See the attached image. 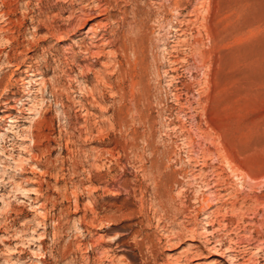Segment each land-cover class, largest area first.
<instances>
[{
	"label": "rangeland",
	"instance_id": "1",
	"mask_svg": "<svg viewBox=\"0 0 264 264\" xmlns=\"http://www.w3.org/2000/svg\"><path fill=\"white\" fill-rule=\"evenodd\" d=\"M107 1L109 15L77 29L70 11L93 12L83 0H0L15 27L0 36V264H264V184L252 192L229 169L264 170V0ZM36 18L59 34H33ZM99 19L106 34L91 42L83 31ZM135 30L145 73L122 96L102 82L118 80L106 77L119 52L112 33ZM84 44L104 51L83 54ZM30 61L43 79L23 72ZM218 173L234 184H214ZM213 210L227 228L206 225ZM181 223L220 229L233 249L184 257L203 239L164 238Z\"/></svg>",
	"mask_w": 264,
	"mask_h": 264
},
{
	"label": "bare ground",
	"instance_id": "2",
	"mask_svg": "<svg viewBox=\"0 0 264 264\" xmlns=\"http://www.w3.org/2000/svg\"><path fill=\"white\" fill-rule=\"evenodd\" d=\"M39 2H37L36 3V6H43V5H41V2H42V0H38ZM46 1V0H45ZM134 1V0H133ZM83 2H84V5H83V8H81V9H83V11H86V9L84 8V6H87V7H89L90 6V8L93 10V12H91L90 11V13L88 12L86 15H85V13L83 14V16L85 15L86 17H81L80 19H78V20H76V19H74L75 18V11L73 12V11H70L71 13V17H67L68 18V20L67 21H69V23L70 24H73V27L74 28H77V29H79V28H81V27H83V26H85L86 24H88V20H90L91 18H93V16H95V15H93V13L94 12H98L97 14H102V15H109V6H108V1L107 0H83ZM110 2V1H109ZM4 3V2H3ZM7 3V2H6ZM82 3V2H81ZM5 4V3H4ZM162 5V4H161ZM5 6V5H4ZM8 6V5H7ZM50 6H51V4H50ZM172 6V5H171ZM80 7V6H79ZM165 7V6H164ZM160 8H162V7H160ZM175 8V7H174ZM208 8V7H207ZM74 9H76V8H74ZM80 9V8H79ZM81 9H80V11H81ZM85 9V10H84ZM88 10V9H87ZM158 10H159V8H158ZM209 10H210V8H209ZM9 11H10V9H9ZM79 11V10H78ZM134 11V10H133ZM166 11V10H165ZM158 12V11H157ZM163 12V11H162ZM196 12V11H195ZM208 12V11H207ZM121 13V12H120ZM146 13V12H145ZM208 15V14H207ZM70 16V15H69ZM155 16V15H154ZM163 17V16H162ZM207 17V16H206ZM120 18H121V15H120ZM123 18H124V16H123ZM146 18V17H145ZM157 18H159V17H157ZM208 18V17H207ZM37 19V18H36ZM122 19V18H121ZM125 19V18H124ZM154 19V18H153ZM213 19V18H212ZM38 20V19H37ZM101 19H99V21H96V22H93L92 21V23H90L89 24V26L83 31V32H85L86 34H87V37L88 38H90L91 39V42H94L96 39H98V38H101L102 36H105V34L106 33H103L101 30H102V28H104V29H106L104 26H105V23L104 22H102V21H100ZM126 20V19H125ZM155 20V19H154ZM159 20V19H158ZM209 20V19H208ZM207 20V21H208ZM39 22H37L36 24L34 23V25H33V28H34V32H33V34L34 33H36L35 31H39V30H41V29H45V28H47L48 29V33L50 34V36H54L55 37V35L58 33V32H56V30H55V28L53 27L54 25H50V23H48L49 24V26H47L46 25V22H42L41 20H38ZM136 21V20H135ZM188 21V20H187ZM0 22H1V26H0V31H1V33H0V36H4L3 34L4 33H6V32H11L12 33V36H13V32L15 31V27L13 26V19L10 17V15H9V12H8V9H7V11H5V10H3L2 9V7H1V9H0ZM55 22V21H54ZM52 23V22H51ZM68 23V22H67ZM127 23V22H126ZM132 23V22H131ZM162 23V22H161ZM160 23V24H161ZM56 24V23H55ZM159 24V23H158ZM166 24H168V23H166ZM176 24V23H175ZM179 24V23H178ZM204 24V23H203ZM202 24V25H203ZM130 25V24H129ZM208 25V24H207ZM219 25H220V23H219ZM63 26V25H62ZM66 26V25H65ZM71 26V25H70ZM139 26H140V23L137 21V29L138 30H140L139 29ZM170 26V25H169ZM212 26V25H211ZM221 26V25H220ZM57 27V26H56ZM59 27V26H58ZM107 27V26H106ZM204 27H205V25H204ZM203 27V28H204ZM61 28V27H60ZM67 28H68V26H67ZM135 28V26L133 27V29ZM199 28V27H198ZM136 29V30H137ZM179 29V28H178ZM206 29V28H205ZM223 29V28H222ZM69 30V29H68ZM68 30H66V31H68ZM136 30H135V32H136ZM176 30V29H175ZM57 31H58V29H57ZM60 31V30H59ZM66 31H65V33H66ZM70 31V30H69ZM180 31H182V28H181V30ZM203 31H204V29H203ZM206 31H208V34L210 35V36H215L216 34H215V31L213 30V28L211 27L209 30L207 29ZM18 32V31H17ZM116 32V31H115ZM166 32H167V30H166ZM205 32V31H204ZM218 32V31H217ZM111 33V32H110ZM119 33V32H118ZM198 32H196V34H197ZM47 34V33H46ZM48 34V35H49ZM59 34V33H58ZM101 34V35H100ZM6 36H4L5 38H10L7 34H5ZM45 35V34H44ZM47 35V36H48ZM166 35V34H165ZM23 36V35H22ZM57 36V35H56ZM62 36V35H61ZM107 36V35H106ZM112 36H113V38H112V41H113V43H114V45L116 46V49L119 51L118 52V55H117V58H116V63H117V65H116V68H114V72H113V74L112 75H110V73L108 74V75H106V77L107 78H112V76L113 75H116V77L118 78V80L116 81V83H111V82H108V81H104V82H102V83H104V85H109V86H112V87H115L116 89L119 87V88H121V90H122V93H121V95L122 96H124L125 94H126V89L127 88H129V86L125 89V86H127V85H125V83L127 84V82H129L130 84H132V85H135V84H137V85H139L138 83H141V79H142V75H143V73H145L144 71H145V66H144V64H143V57H142V54H143V41H142V37H143V35L141 36V34L139 33V32H136L135 33V35H121V36H119L118 34H116V33H112ZM14 37V36H13ZM146 37V36H145ZM148 37V36H147ZM150 37V36H149ZM177 37H179V36H177ZM197 37V36H196ZM219 37V36H218ZM12 38V37H11ZM165 38H167V37H165ZM170 38V37H169ZM173 38V37H172ZM207 38V37H206ZM168 39V38H167ZM176 40V39H175ZM201 40V39H200ZM199 40V41H200ZM209 40V39H208ZM220 40V39H219ZM111 41V42H112ZM164 42V41H163ZM198 42V41H197ZM8 43V42H7ZM11 43V42H10ZM149 43V42H148ZM153 43V42H152ZM181 43V42H180ZM179 43V44H180ZM199 43V42H198ZM172 44H174L175 45V43H173L172 42ZM189 45L191 44V43H188ZM94 45V44H93ZM199 45V44H198ZM81 46V45H80ZM180 46V45H179ZM208 46V45H207ZM21 47V46H20ZM163 47V46H162ZM173 47V46H172ZM171 47V48H172ZM100 48V47H99ZM149 48V47H148ZM151 48V47H150ZM49 49V48H48ZM93 49V48H92ZM91 48H90V45L88 46L87 44H84L83 46H81V50H82V52H83V54L85 53H87V54H92V55H96V54H99V53H101L102 54V52L104 51V49L102 48H100L98 51L96 50V51H94V50H92ZM147 49V48H146ZM80 50V51H81ZM175 50V49H174ZM199 50V49H198ZM71 51H72V49H71ZM149 51V50H148ZM180 51V50H179ZM73 52V51H72ZM74 52H75V50H74ZM77 52V51H76ZM175 52V51H174ZM210 52V51H209ZM8 53V52H7ZM145 53V52H144ZM166 53H167V51H166ZM74 54V53H73ZM85 56V55H84ZM89 56V55H88ZM98 56V55H97ZM133 56V57H132ZM172 56V55H171ZM213 56V55H212ZM68 57V56H67ZM145 57V56H144ZM148 57V56H147ZM154 58V57H153ZM163 58V57H162ZM182 59H183V57H182ZM146 60V59H145ZM170 60V59H169ZM186 60V59H185ZM188 60V59H187ZM7 63H10L12 60L10 59V56H9V53H8V56H7ZM177 61V59H172V64L173 63H175ZM179 61V60H178ZM183 61V60H182ZM199 61V60H198ZM207 61V60H206ZM205 61V62H206ZM180 62V61H179ZM208 62V61H207ZM215 62V61H214ZM17 63V62H16ZM146 63V62H145ZM177 63V62H176ZM184 63V62H183ZM11 64V63H10ZM169 64H171V63H169ZM171 64V65H172ZM23 65V64H22ZM168 65V64H167ZM178 65V64H177ZM181 65H182V63H181ZM212 65V64H211ZM209 66V65H208ZM17 67H19L18 65H17ZM172 67H174V66H172ZM180 67V66H179ZM160 68V67H159ZM176 68H177V66H176ZM113 71V70H112ZM23 72L26 74V76L27 77H30V80L32 79L31 77H33V76H37V78L36 79H43V75H42V72H41V70H40V65H37L36 63H35V61H30L29 63H27L26 64V68L23 70ZM111 72V71H110ZM164 72H165V70H164ZM208 72V71H207ZM166 73V72H165ZM164 73V74H165ZM176 74V73H175ZM174 74V75H175ZM173 75V76H174ZM180 75V74H179ZM176 76V75H175ZM106 77H104V78H106ZM115 77V78H116ZM177 77V76H176ZM171 78H172V76L171 77H169V79L171 80ZM208 78V77H207ZM168 79V80H169ZM173 79V78H172ZM176 80V79H175ZM209 80V79H208ZM24 81L25 82H28V80L26 79L25 80V78H24ZM3 81H1L0 83H2ZM41 83L42 84H44L45 86H46V84H47V82H46V80L44 81V80H42L41 81ZM143 83H145L144 81H143ZM170 83H172V81L170 82ZM142 84V83H141ZM94 86H96V85H94ZM98 86V85H97ZM143 86V85H142ZM141 86V87H142ZM54 87V86H53ZM169 87V86H168ZM208 87V86H207ZM107 88V87H106ZM82 89V88H81ZM116 89H115V91H116ZM10 90V89H9ZM8 90V91H9ZM120 90V91H121ZM134 90H135V88H134ZM146 90V89H145ZM144 90V91H145ZM211 90V89H210ZM209 90V91H210ZM82 91V90H81ZM98 91H99V89H98ZM111 91V90H110ZM119 91V90H118ZM131 91V90H130ZM177 91V90H176ZM99 92H101V91H99ZM135 92V91H134ZM175 92V91H174ZM116 93V92H115ZM119 93V92H118ZM128 93V92H127ZM136 93H138V92H136ZM181 93V92H180ZM100 94V93H99ZM117 94V93H116ZM129 94V93H128ZM168 94V93H167ZM177 92L176 93H174L173 95H175L176 96V98H178L177 97ZM131 95H133V94H131ZM136 95V94H135ZM138 95V94H137ZM136 95V96H137ZM181 95V94H180ZM116 96V95H115ZM117 96H118V94H117ZM129 96V95H128ZM141 96V95H140ZM140 96H138V97H140ZM144 96V95H143ZM142 96V97H143ZM179 96V95H178ZM126 97H127V95H126ZM173 97V96H172ZM133 98V97H132ZM124 100V99H123ZM140 100H141V97H140ZM42 101V100H41ZM41 101H39V102H41ZM176 101H177V99H176ZM42 102H44V101H42ZM133 102V101H132ZM181 104V103H180ZM134 105V104H133ZM181 105H184V104H181ZM190 105V104H189ZM143 106V105H142ZM188 106V105H187ZM83 107V106H82ZM185 107V106H184ZM189 108V107H188ZM191 108V107H190ZM195 108V107H194ZM203 109V108H202ZM206 109V108H205ZM186 110V109H185ZM190 110V109H189ZM204 110V109H203ZM120 112V111H119ZM8 117H13L10 113H9V115H8ZM193 118V117H192ZM16 119V118H15ZM10 121H15L14 120V118H10ZM174 122V121H173ZM194 122V121H193ZM195 123V122H194ZM165 125V124H164ZM186 125V124H185ZM184 125V126H185ZM166 126V125H165ZM176 126V125H175ZM194 126V125H193ZM169 127V126H168ZM174 127V126H173ZM181 127H183V126H181ZM180 127V128H181ZM195 127V126H194ZM196 128V127H195ZM197 129V128H196ZM168 130V129H167ZM173 130V129H172ZM183 130V129H182ZM178 131V130H177ZM168 132V131H167ZM171 133V132H170ZM186 135H187V133H186ZM186 135H185V137H186ZM202 137V136H201ZM148 143V142H147ZM150 143V142H149ZM190 160H191V158H190ZM228 160V159H227ZM167 165V164H166ZM94 167V166H93ZM103 167V166H102ZM169 167V166H168ZM224 169H225V167H224ZM228 169V168H227ZM229 169H230V173H231V175H234V176H237V177H239L240 179H242V180H240L241 181V185L242 186H244V187H248L249 189H252V192H253V189H257L259 186H261V185H263L264 184V170H255V169H252V168H249V167H243L242 165H240V164H237V162L235 163L234 162V160L233 161H230V163H229ZM147 171V170H146ZM186 171V170H185ZM222 170H220V172H221ZM198 174V173H197ZM196 174V175H197ZM200 174V176L202 177L203 175H204V173H199ZM206 174V173H205ZM195 175V176H196ZM223 175V174H222ZM222 175H221V173H218L217 174V179L215 180V183L214 184H216V185H220V186H223V185H228V184H231V185H233L231 182L232 181H228V180H226L225 178H223L222 177ZM227 175V174H226ZM96 176V175H95ZM199 176V175H198ZM206 176V175H205ZM212 176V175H211ZM204 177V176H203ZM227 177V176H226ZM206 178V177H205ZM151 179V178H150ZM155 179H156V183H157V185H160V183L163 181V174L161 173V171H158V174L155 176ZM196 179V178H195ZM194 179V180H195ZM199 180V179H198ZM203 179H201V181H202ZM170 181V180H169ZM193 182V181H192ZM195 182V181H194ZM175 183V182H174ZM213 183V182H212ZM198 184V183H197ZM202 184H204V185H209L210 183L209 182H207L206 180H203L202 181ZM213 184V185H214ZM237 184V183H236ZM169 185V184H168ZM203 185V186H204ZM215 185V186H216ZM239 185V184H238ZM229 186V185H228ZM235 186V185H234ZM206 187V186H205ZM225 187V186H224ZM238 187V186H237ZM241 187V186H240ZM228 188V187H227ZM236 188V187H235ZM259 188H261V187H259ZM204 189V188H203ZM216 189V188H215ZM240 189V188H239ZM209 190H211V189H209ZM208 190V191H209ZM234 190V189H233ZM207 191V192H208ZM231 191V190H230ZM251 191V190H250ZM238 192V191H237ZM215 193H217V191L215 192ZM220 193H221V191L220 190H218V194H216V196H214V197H216V199H221L222 197H221V195H220ZM224 193H226V192H224ZM240 193V192H239ZM212 194H214L213 192H212ZM230 194V193H229ZM241 194V193H240ZM243 194V193H242ZM238 194L235 192V193H233L232 194V198H233V200L235 201V199L237 198L236 196H237ZM207 196V195H206ZM223 196V195H222ZM227 196V195H226ZM245 196H247V195H245ZM258 196V195H257ZM213 197V196H212ZM211 198V197H210ZM208 196L207 197H203V199H202V201H200V200H198V201H200V205H201V207L203 208V209H205L206 208V206L207 207H209V206H211V203H210V201H211V199H210ZM224 198H225V196H224ZM229 199V198H228ZM247 199V198H246ZM251 199V204L255 207V206H258V204L261 202H263V201H261L260 200V198H258V197H251L250 198ZM165 200V199H164ZM210 200V201H209ZM218 201V200H217ZM223 201V200H222ZM241 201V200H240ZM249 201V200H248ZM212 202V201H211ZM260 203V204H261ZM264 203V202H263ZM42 204V203H41ZM154 204V203H153ZM251 205V207H253ZM161 206V205H160ZM260 206V205H259ZM165 207V206H164ZM163 207V208H164ZM168 207V206H167ZM251 207H249V208H251ZM156 208V207H155ZM154 208V209H155ZM162 208V207H161ZM200 208V207H199ZM231 208H233V207H230V210H231ZM175 209V208H174ZM201 209V208H200ZM245 209V208H244ZM252 209V208H251ZM254 209V208H253ZM256 209V208H255ZM202 210V209H201ZM161 211V210H160ZM226 211V210H225ZM166 212V211H165ZM221 211L220 210H217L216 212H214V210L213 211H210V213H206L205 215H204V217H203V219L205 220V222H206V225L207 226H215V224H217L219 227H217V228H222V229H225V228H227L228 226H226V221H225V219H226V217H225V215H222L223 217H221L220 218V216L221 215H219V213H220ZM227 212V211H226ZM226 212H223L224 214L226 213ZM167 213V212H166ZM222 213V212H221ZM157 214H159V213H157ZM251 214H252V212H251ZM258 214V213H257ZM196 215V214H195ZM228 215V214H227ZM248 215V214H247ZM84 216H85V214H84ZM158 216H160V215H158ZM164 216V215H163ZM99 217V216H98ZM158 218H160V217H158ZM163 219H164V217H162ZM161 218V219H162ZM93 219V218H92ZM195 219V218H194ZM238 219V218H237ZM111 220V219H110ZM165 220V219H164ZM204 220H203V222H204ZM92 221H94V220H92ZM163 221V220H162ZM239 221V220H238ZM261 221V220H260ZM253 222V221H252ZM93 223V222H92ZM91 223V224H92ZM230 223V222H229ZM94 224V223H93ZM185 224V223H184ZM184 224H182L181 223V226H180V228H179V230L177 231V230H174V229H169V230H167L166 232H164L163 234H164V238H166V239H170V238H176V239H178V238H184V237H187V238H191V239H196L197 237H201L202 239H203V244L202 245H200V246H202V247H200V248H195V250L192 248V249H188V250H186L184 253V257H187V258H190V256H193V255H196V256H199V255H202L203 254V249H207V250H213L214 251V253L216 254V255H220L224 250H225V252H229L230 250H232L233 248L232 247H230V246H226V247H224L225 245H224V243L222 242V237H220L221 236V234L222 233H220L219 232V230L220 229H217V230H212V231H209V229L204 225V227H203V229H197L196 227H190V226H187V225H184ZM198 224V223H197ZM257 224V223H256ZM161 225V224H160ZM263 225H264V223H263ZM196 226V225H195ZM162 227V226H161ZM216 227V226H215ZM260 227V226H259ZM163 228H164V226H163ZM248 228V227H247ZM251 228V227H250ZM229 229H231V228H229ZM226 230H228V229H226ZM225 230V231H226ZM246 230V229H245ZM221 231V230H220ZM210 232V233H209ZM223 232V231H222ZM226 233H227V231H226ZM262 233V232H261ZM247 234V233H246ZM224 235V234H223ZM226 235V234H225ZM223 237H225V236H223ZM227 237V236H226ZM229 237V236H228ZM257 237V236H256ZM231 238V237H230ZM229 238V239H230ZM119 239H120V237H119ZM118 239V240H119ZM225 239V238H224ZM260 239H262V238H260ZM259 240V239H258ZM263 240V239H262ZM260 241V240H259ZM226 243V242H225ZM260 243V242H259ZM262 243V242H261ZM118 245H119V242H118ZM262 245V244H261ZM260 246V245H259ZM261 247V246H260ZM41 248V247H40ZM232 248V249H231ZM14 249V248H13ZM32 255V254H31ZM195 256V257H196ZM228 256H230V255H228ZM181 258H183L182 256H180ZM231 258H233V257H231ZM180 259V258H179ZM179 259H176V260H174V261H172L173 263H178V261H179ZM184 259V258H183ZM168 260V259H167ZM185 260V259H184ZM230 260H232L231 261V263L233 264V263H235V262H233V259H230ZM183 261V260H182ZM186 261V260H185ZM19 262V261H18ZM128 263V262H127ZM126 263V264H127ZM24 264V263H23ZM30 264V263H29ZM37 264H40V263H37ZM113 264H118V263H113ZM123 264V263H122ZM179 264V263H178ZM235 264H245V263H238V261H236V263Z\"/></svg>",
	"mask_w": 264,
	"mask_h": 264
}]
</instances>
